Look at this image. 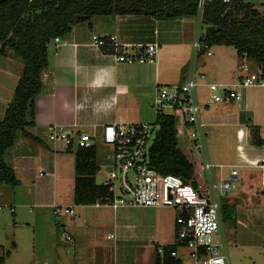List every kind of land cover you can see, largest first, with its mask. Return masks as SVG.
I'll return each mask as SVG.
<instances>
[{
  "label": "crops",
  "instance_id": "obj_1",
  "mask_svg": "<svg viewBox=\"0 0 264 264\" xmlns=\"http://www.w3.org/2000/svg\"><path fill=\"white\" fill-rule=\"evenodd\" d=\"M193 17L196 16L158 19L143 14L97 15L90 23L74 26L67 36L61 38L64 45L58 50L54 42L49 45V66L43 74L44 88L36 97L34 124L27 128L32 137L19 131L14 145L5 153V161L14 170L19 184H0V201L13 209L16 224L26 223L34 233L30 253L17 256L12 264H127L119 254L111 256L105 247L100 249L95 242L100 227L98 223H92L90 215L109 211H113L115 217L123 212L131 213V219L135 216L143 227L150 228L152 238L159 241L152 259V264H158L160 242L164 247L175 244L176 210L77 205L74 200L77 147H54L48 128L51 124L76 125L79 132L97 133L96 143L102 142L100 135L105 124L151 123L152 118L155 120L152 101L156 85L183 83L188 70L192 69L194 75L200 77L196 81V94L201 104L213 94V84L230 85L241 95L239 100L227 99L202 111L206 124V150L212 163L232 166L239 171L238 187L227 200L234 206L239 219H261L264 228V86L237 85L245 72L240 68L243 58L238 56L234 46L233 52L225 45L212 46L210 54L206 51L200 54L197 66L186 69L188 56L194 49ZM107 34L117 36L120 43L130 44L132 52H139L141 45L156 40L160 52L168 47L169 62L163 60L161 52L155 62L118 63L111 54L92 46L93 35ZM245 59L251 69L259 68L253 60ZM237 60H240L239 65H236ZM21 61L11 52L0 53V121L20 78ZM177 64L178 70L174 73L164 67L175 68ZM179 71H184L182 81H177ZM254 127L259 129L257 134ZM214 146L220 149L223 161L211 153ZM109 153L102 159L97 150L99 171L96 181L102 173L107 177ZM40 168L45 170L41 176ZM56 205L70 207L74 213L56 216ZM7 228L5 225L3 230ZM236 233L239 235L238 230ZM66 234L72 237L71 242L66 240ZM110 234L117 236L116 232L108 236ZM1 238H5L0 239L1 264H8L6 255L11 258L19 244L14 234ZM5 247L8 249L4 253ZM180 255L183 260L181 250ZM129 262L135 264V259Z\"/></svg>",
  "mask_w": 264,
  "mask_h": 264
},
{
  "label": "built area",
  "instance_id": "obj_2",
  "mask_svg": "<svg viewBox=\"0 0 264 264\" xmlns=\"http://www.w3.org/2000/svg\"><path fill=\"white\" fill-rule=\"evenodd\" d=\"M210 0H197L198 23ZM230 3L234 0H221ZM205 34H199L193 43L195 55L202 47ZM55 49L64 42L54 38ZM92 46L100 51L112 49L111 54L118 63L155 62L160 44L156 40L141 45V51L132 52L130 44L120 43L115 35H93ZM105 52V51H104ZM210 54L209 48L206 50ZM245 72L240 86H264V70L252 71L245 58L240 64ZM193 69L185 82L178 84H158L154 89L152 108L155 120L160 113L176 117L177 138L180 148L192 164L194 175L191 179L159 173L149 160L150 148L155 136L156 121L151 123L111 122L103 126L100 139L111 147L108 156L107 177L102 184L109 187L111 196L107 202L114 209L120 207H167L176 210L175 249L170 256L181 260L180 250L186 251L188 264H230L226 251V236L222 223L223 205L238 187L239 171L232 166L212 163L207 155L205 122L202 111L212 104L227 99L239 100L240 93L226 84H213V94L205 104L197 99ZM234 85L233 87L237 86ZM48 136L54 147L61 145L84 148L93 145L99 137L97 133L79 132L76 125L51 124ZM253 164V162H249ZM228 167V168H227ZM229 169V170H226ZM39 169V176L44 174ZM1 208V206H0ZM70 207L54 206V214H73ZM115 239V234L108 236ZM66 240L72 237L66 234ZM162 260L166 256L165 247H157Z\"/></svg>",
  "mask_w": 264,
  "mask_h": 264
},
{
  "label": "trees",
  "instance_id": "obj_3",
  "mask_svg": "<svg viewBox=\"0 0 264 264\" xmlns=\"http://www.w3.org/2000/svg\"><path fill=\"white\" fill-rule=\"evenodd\" d=\"M139 14L158 19L196 16L197 0H0V53L11 52L23 60L13 98L0 121V184H19L5 161V153L14 145L17 132L32 137L27 128L35 121L36 97L44 88L43 74L49 66V45L54 38L67 36L74 26L90 23L97 15ZM201 22L207 29L199 55L215 45L234 46L239 57L253 60L264 70V13L254 4L210 0ZM104 51L109 53L112 49ZM155 121L150 164L163 175L191 179L194 170L180 148L176 117L160 113ZM253 130L256 134L259 131L257 127ZM75 155V203L105 204L112 194L108 186L96 181V145L77 148ZM233 210V205H223L228 218ZM173 249L175 245L165 246L166 256L163 260L158 258V264H181V260L170 256Z\"/></svg>",
  "mask_w": 264,
  "mask_h": 264
},
{
  "label": "rangeland",
  "instance_id": "obj_4",
  "mask_svg": "<svg viewBox=\"0 0 264 264\" xmlns=\"http://www.w3.org/2000/svg\"><path fill=\"white\" fill-rule=\"evenodd\" d=\"M245 1L254 4L256 8L264 13V0ZM193 22L194 29L191 33H194L193 36L195 39L197 36V31L199 32V34H204L207 27L203 24H200L199 26L197 17H193ZM226 48H229V50L233 52L234 48L232 46H227ZM167 49L168 47L165 46L163 48L164 51H161L163 52V60L166 61V63L169 62ZM214 50L215 49L213 48V51ZM161 52L159 48L157 58H159ZM199 56V53L195 55V50L192 49V51L190 52V56H188L190 58L188 59L185 68L191 69L193 66H197L200 61ZM21 62L23 64V60ZM239 63L240 60H237L236 65H239ZM178 65L179 64H177V67L175 68H167V66L164 67L169 72L171 71L172 73H174L178 70ZM253 65L255 66V68H257L255 64ZM251 70L255 71L254 68H252ZM179 72L180 74L177 81H182V73L184 71ZM187 77L188 75H186V78ZM195 78L196 81L200 79V77L197 75L195 76ZM150 121L154 122L155 120L154 118H152V120ZM95 145L102 159L106 156L107 152H110L111 147L104 145L102 142L98 141L95 143ZM210 151H212L211 153H213L216 158L219 157V159L223 161L220 149L217 146H214ZM210 151L208 150L209 153ZM210 155L211 154H209V156ZM211 157L212 156H210V158ZM104 180L105 176L102 173L98 176L97 182L102 184ZM234 191L231 194H234ZM228 199L229 198L226 199L227 204H229L227 201ZM0 205H2V211L0 212V215H2V217H0V239H5L1 237H6L7 234H9L11 237L14 234L15 240L17 244H19V249L17 251H13L11 258L7 255L5 257L8 264H12L17 256L20 257V255L23 254H26L25 256H27V253L31 248V241L34 233L32 227L27 225L26 223H15L16 219L13 215V209L9 204L0 201ZM29 209L34 210L32 206H29ZM130 214L123 212V214H119V216L115 217L113 211H109L103 214L99 212L97 214L90 215V220L93 221L92 223H98V227H100L95 242L98 243V247L100 249L102 246L105 247L109 251V254L111 256L119 254V257L121 256V260L124 263L130 264L129 261L135 259V264H152V259L156 255V246H158L159 241L157 239L155 240V238H152L151 231H149L150 228L143 227L142 222L136 219L135 216H133V219H131ZM239 218L240 217L235 210L231 212V216L229 218L222 211V223L224 234L226 236V251L229 256L230 264H264V228L262 225L263 220L254 217L248 218V220H241ZM5 225H8L7 230H3ZM132 225H135V227H133ZM237 230L239 231V235L236 233ZM111 232H116V239H110L108 237V234ZM114 243L116 244L115 249ZM159 246L164 247L161 242ZM7 249L8 248H6V250L3 249L4 253L7 252ZM181 251L184 254V264H188L189 259L186 256V251L183 249H181Z\"/></svg>",
  "mask_w": 264,
  "mask_h": 264
},
{
  "label": "water",
  "instance_id": "obj_5",
  "mask_svg": "<svg viewBox=\"0 0 264 264\" xmlns=\"http://www.w3.org/2000/svg\"><path fill=\"white\" fill-rule=\"evenodd\" d=\"M209 29H212L213 30V27H209Z\"/></svg>",
  "mask_w": 264,
  "mask_h": 264
}]
</instances>
